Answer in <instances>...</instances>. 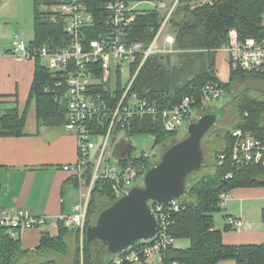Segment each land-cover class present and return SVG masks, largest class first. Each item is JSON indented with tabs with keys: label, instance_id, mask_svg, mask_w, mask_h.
<instances>
[{
	"label": "trees",
	"instance_id": "1",
	"mask_svg": "<svg viewBox=\"0 0 264 264\" xmlns=\"http://www.w3.org/2000/svg\"><path fill=\"white\" fill-rule=\"evenodd\" d=\"M66 0H32L33 47L49 45L62 47L68 39L63 18L58 13L42 7L57 5ZM106 0H86L94 16L87 39L100 38L109 28L106 26ZM136 2H165L170 8L177 1L168 17L170 33L174 37V53L152 54L139 70L132 90L141 98L148 99L160 107L177 104L184 96H192L195 116L208 109L224 107L202 104V87L214 82L229 97V109L202 139L204 161L200 170L186 177V191L176 199L180 208L171 212L170 232L176 240H187L186 246L171 245L162 252L161 264H216L224 259H233L236 264H264V242L261 244H225L222 229L214 224V213L220 209L219 195L237 187L264 185V164L237 162L233 159L231 131L241 129L260 139L264 144V74L245 71L230 63L228 81L223 82L216 73V55L223 48L230 29H235L244 39L262 34L264 0H124ZM166 9L139 10L136 21L131 25L129 38L148 45L154 39L164 20ZM174 57V61L172 59ZM35 70L25 108L21 111L16 100L14 105L0 112V137L24 134L28 107L33 102L37 121L45 126L60 127L66 124V86L57 85L60 75L35 59ZM136 68L132 65V70ZM246 82L259 84L257 93L249 87L238 89ZM4 97V96H0ZM222 98V97H220ZM196 118V117H195ZM192 118L189 121L195 119ZM178 131L164 130L159 116L136 120L124 131L115 145V155H131L135 151L131 138L135 135H150L154 139L152 148L166 140L169 146L179 140ZM168 146V147H169ZM152 156H156L151 154ZM222 156V158H220ZM150 157V158H151ZM153 158V157H152ZM149 161V168L157 164ZM92 163L86 170L90 176ZM227 177V175H229ZM78 185V180L72 178ZM117 196L108 180H96L88 200L86 227L94 224L104 208L110 206ZM231 228L226 224L224 230ZM57 234L50 235L45 229L40 233L38 245L24 249L18 238L11 237L0 227V264H59L73 250L70 264H117L119 254H109L100 242H88L84 234L82 249L80 236L75 228L57 224ZM154 258V257H153ZM146 259V258H145ZM141 259V260H145ZM155 259V258H154ZM123 264H129L125 262Z\"/></svg>",
	"mask_w": 264,
	"mask_h": 264
},
{
	"label": "built area",
	"instance_id": "2",
	"mask_svg": "<svg viewBox=\"0 0 264 264\" xmlns=\"http://www.w3.org/2000/svg\"><path fill=\"white\" fill-rule=\"evenodd\" d=\"M170 8L165 2L153 3V8L168 9L160 29L150 44L130 40L129 31L141 12L136 3L127 4L124 0H106V26L109 28L100 38L87 39L89 28L94 24V16L88 9L86 0H66L54 5L50 10L63 18L64 30L68 39L62 47L49 45L33 47L28 41L15 39L11 54L35 60L46 61L48 68L60 75L57 85L66 86L65 128L76 135L77 160L62 168L71 172L78 183L87 189L69 214L48 219L45 215L32 214L26 208L12 210L0 209V227L13 238L29 228L53 226L58 221L65 227H73L79 233L80 240L85 234V222L90 192L96 180H108L112 192L120 197L133 186H143L146 171L149 169L151 155L140 151L131 155H115L114 144L134 121L146 117L159 116L167 132L179 131L186 127L190 119L195 118L192 104L194 97L184 96L177 104L160 107L154 102L141 98L132 88L135 78L146 59L152 54H170L174 52V37L162 29L168 22ZM262 34L244 39L235 29H230L223 46L229 62L245 71L264 74V14L262 16ZM160 38L162 41L160 42ZM132 65L136 68L132 70ZM126 67L128 76L121 80V69ZM224 91L214 82L202 87L201 102L209 105L219 100ZM92 136H99L96 146ZM233 138L232 155L237 162L247 161L264 164V144L259 138L241 129L231 131ZM94 154L90 156L91 152ZM222 158V156L220 157ZM92 163L90 176L86 170ZM230 176L227 175V177ZM228 192L219 195L218 205L225 207ZM157 218V232L152 239L140 240L119 252L115 262L123 264L149 257L161 261L162 252L175 244L176 238L170 232L171 212L179 210L176 200L169 203L149 202ZM227 224L238 227L240 218L228 217Z\"/></svg>",
	"mask_w": 264,
	"mask_h": 264
},
{
	"label": "crops",
	"instance_id": "3",
	"mask_svg": "<svg viewBox=\"0 0 264 264\" xmlns=\"http://www.w3.org/2000/svg\"><path fill=\"white\" fill-rule=\"evenodd\" d=\"M11 49V45L0 48V96H4L0 99L11 103L16 100L22 111L27 103L36 61L12 55ZM222 53L219 57L216 55V73L221 81L220 74L226 73L228 81L230 65L225 53ZM77 155L76 135L64 126L49 127L40 124L31 102L24 134L0 137V209L26 208L32 214L45 215L48 219L71 213L74 206L87 194L86 187L79 183L76 185L72 181L71 172L62 168L66 164L75 163ZM228 194L223 208V224L222 227H217L223 230V243H263L264 206L260 215L256 216L252 205L264 201V185L237 187ZM228 217L240 218L241 224L224 230ZM45 229L50 235L57 234V229L53 226L21 231L18 238L22 247L35 248L41 231ZM129 264L161 262L149 257ZM216 264L236 262L224 259Z\"/></svg>",
	"mask_w": 264,
	"mask_h": 264
},
{
	"label": "water",
	"instance_id": "4",
	"mask_svg": "<svg viewBox=\"0 0 264 264\" xmlns=\"http://www.w3.org/2000/svg\"><path fill=\"white\" fill-rule=\"evenodd\" d=\"M224 113V107L208 109L189 121L186 135L146 171L144 185L131 187L86 227L88 242H100L109 254L116 255L137 241L152 239L157 232V218L149 202L169 203L185 194L187 175L203 165L202 139Z\"/></svg>",
	"mask_w": 264,
	"mask_h": 264
},
{
	"label": "rangeland",
	"instance_id": "5",
	"mask_svg": "<svg viewBox=\"0 0 264 264\" xmlns=\"http://www.w3.org/2000/svg\"><path fill=\"white\" fill-rule=\"evenodd\" d=\"M171 1V0H168ZM154 2L144 1V2H136V10H147L151 9L154 4ZM168 5V4H167ZM53 6L50 7H42L44 10H51ZM168 10V9H167ZM168 22L162 29L163 32H171ZM15 39H22L25 41H30L33 39V5L32 0H0V48L8 47L11 45L12 42ZM162 41V38H160V42ZM223 50V51H221ZM224 52L227 62H229L226 52L223 48L218 50L217 56H221ZM174 53V52H172ZM171 54V53H170ZM174 61V57H172ZM43 64L48 65L46 61H43ZM230 65V62L228 63ZM219 72H221V68H219ZM225 72V71H224ZM128 76V71L126 67H122L121 69V80L124 82L126 77ZM220 78L223 81L227 80V74H220ZM244 87L251 88L250 91L252 94L259 92L258 87L259 84L256 82H246L243 83L238 87V89H235L232 91L231 94H234L235 92L239 91L240 89ZM229 97L222 96L219 100L210 102L211 107H215V105L223 106L225 109H229L230 105L227 103V99ZM14 105V103L6 102L4 100L0 99V112H2L5 108H8L10 106ZM225 114V113H224ZM223 114V116H224ZM223 116L221 118H223ZM186 135V127H182L179 129L177 133V138L181 139ZM154 138L150 135H142L138 134L131 138V141L133 145L135 146V154L140 151H145L147 153L156 155L155 157L152 156V161L156 162L159 160L162 153L168 148L169 144L171 143L170 140H166L162 142V144H158L156 147L152 148L153 140ZM91 140L95 143L97 146L100 141L99 136H92ZM118 140L114 144H117ZM94 154V151L91 152L90 156ZM255 209L256 216L260 215V210L264 206V201H259L258 203L252 205ZM223 217H224V210L220 208L218 211L214 213V224L215 227H222L223 224ZM220 229V228H219ZM185 243V244H184ZM83 241H80V248L82 249ZM187 240H176L175 245L176 246H183L187 245ZM73 250V245L71 243V249L69 250V253L67 254L68 258H62L59 262V264H70V256L71 252ZM139 261V260H137ZM136 262V261H133ZM132 262V263H133Z\"/></svg>",
	"mask_w": 264,
	"mask_h": 264
}]
</instances>
